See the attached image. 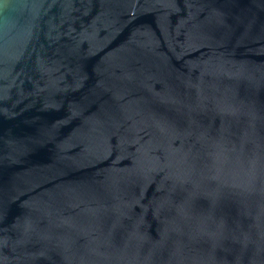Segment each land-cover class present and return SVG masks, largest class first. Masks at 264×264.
Wrapping results in <instances>:
<instances>
[{"label":"water","instance_id":"water-1","mask_svg":"<svg viewBox=\"0 0 264 264\" xmlns=\"http://www.w3.org/2000/svg\"><path fill=\"white\" fill-rule=\"evenodd\" d=\"M0 264H264V0H0Z\"/></svg>","mask_w":264,"mask_h":264}]
</instances>
